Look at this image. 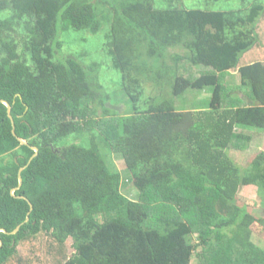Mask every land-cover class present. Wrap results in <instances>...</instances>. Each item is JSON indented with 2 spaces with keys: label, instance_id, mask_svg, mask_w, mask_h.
Wrapping results in <instances>:
<instances>
[{
  "label": "trees",
  "instance_id": "obj_1",
  "mask_svg": "<svg viewBox=\"0 0 264 264\" xmlns=\"http://www.w3.org/2000/svg\"><path fill=\"white\" fill-rule=\"evenodd\" d=\"M168 3L0 0V228L11 232L29 217L16 233L0 232V264L40 232L60 247L71 238L64 264H190L193 256L264 264V247L252 240L254 229L264 237V217L236 202L241 186L255 185L264 206V152L245 169L230 156L264 130V62L239 64L259 43L264 5ZM102 28L125 114L111 108L101 64L63 51V33ZM230 70L238 84L225 80ZM147 81L157 93L141 107ZM188 90L209 93L207 106L177 109ZM68 136L73 143L61 144ZM30 146L38 153L28 163ZM113 155L133 197L122 192Z\"/></svg>",
  "mask_w": 264,
  "mask_h": 264
},
{
  "label": "rangeland",
  "instance_id": "obj_2",
  "mask_svg": "<svg viewBox=\"0 0 264 264\" xmlns=\"http://www.w3.org/2000/svg\"><path fill=\"white\" fill-rule=\"evenodd\" d=\"M169 0H155L157 6L167 5ZM255 0H182L183 6L188 8H200L208 10H240L249 6ZM264 5V0H258ZM170 3H168L169 5ZM167 5V6H168ZM256 31L259 37V43L253 46L250 50L241 55L239 64L251 63L254 61L264 62V14H262L256 22ZM104 29L102 28L98 33L92 34L86 31H68L62 34L63 51L71 52L75 55H82L80 58L84 63L97 61L101 64L100 80L105 86L106 90L111 94L112 104L111 108L115 109L119 114L126 112L128 102L126 96L120 90L121 75L120 72L111 66L110 59L105 55L102 49ZM204 70V67H200ZM225 80L231 84H238L239 79L235 70H230L225 77ZM144 94L140 100L139 105L144 107V99L147 96H152L157 93V88L147 81L144 83ZM183 95L188 100L183 99ZM176 98L173 102L177 109H188L190 107L200 108L207 106L210 94L201 92L187 91ZM239 95L241 93L239 92ZM207 96L204 101L199 99ZM125 114V113H124ZM74 137L68 136L61 140V144L73 143ZM77 142V141H76ZM264 152V130L257 133L255 138L250 143L249 147L243 151L230 152L232 160L242 169L250 166L252 159L260 152ZM112 161L121 173V188L122 192L129 197L134 196L131 183L124 177V164L120 157L113 155ZM236 202L239 205H245L249 213L255 217H264V206L258 195L257 187L255 185L241 186L237 193ZM223 231H228L224 228ZM196 241V235L192 236ZM252 240L258 246L264 247V237L254 229L252 233ZM200 250V248H198ZM74 252L71 238L66 239L64 245L60 247L50 236L44 232H40L34 237L23 240L18 245L17 254L7 264H64L65 260ZM197 256H193L190 264H198Z\"/></svg>",
  "mask_w": 264,
  "mask_h": 264
},
{
  "label": "water",
  "instance_id": "obj_3",
  "mask_svg": "<svg viewBox=\"0 0 264 264\" xmlns=\"http://www.w3.org/2000/svg\"><path fill=\"white\" fill-rule=\"evenodd\" d=\"M1 102L6 106L7 114H8V116H9V118H10V120H11V124H12V132L14 133V121H13L12 116H11V114H10V108H11V106H10V104H9L7 101H5V100H1ZM17 138H18V140L20 141L21 144H26V145H28L26 140H24V139H22V138H19V137H17ZM30 147L34 150V153H33V155L30 157L28 163H29V162L32 160V158L35 157V156L37 155V153H38V148H37L36 146H30ZM28 163H27V164H28ZM26 166H27V165L22 166V167L19 168V171H18V186H17L16 188L12 189V190H11V193H13L14 190L17 189V188L22 184V178H21V174H20V173H21V171H22ZM20 197L26 199L24 196H20ZM26 200H27L28 204L30 205V210H31V209H32V205H31V203H30V201H29L28 199H26ZM28 219H29V217L26 216L25 220H24L22 223L18 224V225H17V226L11 231V232H7V231H6L5 229H3V228H0V232H5V233L14 234V233H16V232L19 230L20 226H21L24 222H27V221H28ZM1 244H2V242H1V240H0V245H1Z\"/></svg>",
  "mask_w": 264,
  "mask_h": 264
}]
</instances>
